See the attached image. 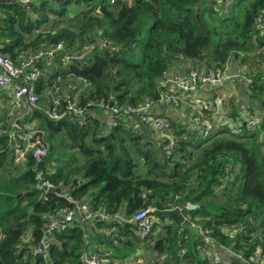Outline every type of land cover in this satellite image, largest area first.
<instances>
[{
	"label": "trees",
	"instance_id": "16d2710c",
	"mask_svg": "<svg viewBox=\"0 0 264 264\" xmlns=\"http://www.w3.org/2000/svg\"><path fill=\"white\" fill-rule=\"evenodd\" d=\"M263 19L264 0H0L1 55L17 65L59 45L69 55L67 61L57 52L51 61H37L42 77L34 84L39 109L32 118L48 133L47 178L95 217L85 224L77 209L64 230L47 235L50 216L76 207L36 188L32 158L15 164L12 143L1 133L10 126L2 100L0 264H86L83 254L91 237L113 262L127 260L144 244L163 258L162 264H212L199 250L200 239L192 237L191 221L235 253L233 264H245L242 260L256 251L264 259V34L258 29ZM169 61L174 76L191 68L223 69L232 61L248 70L253 83L239 84L244 95L236 92L228 100V123L215 125L206 138L184 120L169 117L170 154L169 140L152 138L143 128L122 123L102 133L101 118L90 116L80 125L55 122L46 114L53 98L66 105L65 91L81 106L99 104L100 113L103 104L158 103L163 94H174ZM75 80L87 88L77 91ZM258 111L261 124L246 130L245 116ZM206 115L217 121L213 113ZM232 127L242 132L232 134ZM184 203L197 208L183 209L182 217L152 213V231L139 236L133 222L138 212ZM45 241L48 249L36 255Z\"/></svg>",
	"mask_w": 264,
	"mask_h": 264
},
{
	"label": "built area",
	"instance_id": "2783aa9c",
	"mask_svg": "<svg viewBox=\"0 0 264 264\" xmlns=\"http://www.w3.org/2000/svg\"><path fill=\"white\" fill-rule=\"evenodd\" d=\"M258 29L264 34V19L258 21ZM66 54L64 47L59 45L51 52L40 53L33 59L22 63L15 64L11 58L0 54V93H7L12 98V111L9 113L10 126L1 133L12 143V155L16 165L23 166L31 162L33 159V172L36 178V188L43 192L46 196L49 192H54L60 197L65 198L76 209L65 208L60 212L50 216L51 222L48 225L46 232L50 235L53 230H64L68 224L73 221L77 209L81 212L82 221L87 224L95 217L89 214V208L86 204L79 203L77 200L68 196L64 190L55 186V183L48 177V172L45 169V163L51 152V145L47 139V131L39 126L37 121L32 118L33 112L39 109V100L35 91L34 84L42 77V68L36 65L37 61L48 59L55 53ZM69 55L63 61H67ZM264 73V64L261 67ZM172 83L173 95L163 94L160 101L155 103L151 100H145L140 105L133 107L130 105H120L117 102L110 105H100L102 112L97 110L95 102L81 106L76 97L64 92L63 99L65 106L61 105V98H53L51 106L46 110L49 119L60 122L66 119L71 122H78L84 125L88 117L101 118L103 121L102 133L112 132L120 124L126 123L133 130L145 129L148 134L155 139L169 140L170 143L165 149L171 153L174 147V141L169 134L171 130V121L167 114L162 115L159 110L165 109V104L170 103L179 111L178 114L182 121L190 124L196 131H201L204 138L208 137L213 127L220 122L227 124L225 120L226 108H228V100L237 95V87L242 85L248 87L253 83V76L248 73V70L242 67L235 66L232 61H228L223 69H196L191 70L186 74H178L174 76ZM232 83L230 87L229 84ZM165 85V83H164ZM228 88V89H227ZM203 93V95H201ZM213 93L212 97L210 94ZM181 95L183 97H181ZM239 96H243L238 92ZM212 100L208 101V99ZM183 100L186 102L184 103ZM186 114V116L184 115ZM206 113H213L217 121L210 122L209 116ZM241 113V112H240ZM259 113V115H258ZM247 114L245 116L244 126L248 131H254L261 124V113ZM183 115V116H182ZM175 117V116H174ZM232 134L242 132L240 127H232ZM61 189V193L55 192L56 189ZM99 216L102 220H108V215L104 210H99ZM154 209H148L138 212L134 216V223L137 227L138 234L141 238H145L152 231L155 220L152 216ZM190 229L197 231L199 238V250L205 256L210 258L212 264H233L232 256L224 260L223 256L219 255L218 249L223 252H231L227 247L218 244V242L210 235L209 229H204L197 221H191L188 224ZM233 231H237L236 229ZM232 232V231H231ZM188 238V236L186 237ZM91 243L87 241L86 248L83 254V260L86 264H130L121 261L113 262L110 260V253L106 250L90 249ZM48 242L45 241L37 247L36 255L45 253L48 249ZM186 253V249L181 251V255ZM242 260L241 256L238 257ZM244 261L246 264H264V259L260 256V251L251 257L249 261Z\"/></svg>",
	"mask_w": 264,
	"mask_h": 264
},
{
	"label": "crops",
	"instance_id": "0c3cea01",
	"mask_svg": "<svg viewBox=\"0 0 264 264\" xmlns=\"http://www.w3.org/2000/svg\"><path fill=\"white\" fill-rule=\"evenodd\" d=\"M237 91L240 92L242 95L244 94V90L242 88H240L239 86L237 87ZM8 99H9V100H7L8 103L12 102L10 98H8ZM0 101H2V99ZM5 104H6V102H5ZM167 108H173V106L171 104H169L167 106ZM164 114H166V113H164ZM190 230L193 233L192 237H196L198 235L196 230H194V229H190ZM92 240H93V243L95 244L94 239L91 237L90 249H93V250L100 249L92 243ZM134 252L135 253L132 254L131 257L128 258L127 260L125 259V260H116V261H121L124 263L128 262L130 264H144L145 262H146V264H162L163 258H160L156 253H154L148 247V245H144V244L141 245L140 244V246H138V248ZM202 255H204V254H202ZM146 256H147V260H145Z\"/></svg>",
	"mask_w": 264,
	"mask_h": 264
},
{
	"label": "rangeland",
	"instance_id": "374dc122",
	"mask_svg": "<svg viewBox=\"0 0 264 264\" xmlns=\"http://www.w3.org/2000/svg\"><path fill=\"white\" fill-rule=\"evenodd\" d=\"M223 13H226L225 11L223 12ZM70 83H72V82H70ZM86 84V83H85ZM72 85H74L75 87H76V89H77V91H79L80 89H84V88H87V87H85V86H82V85H84V82H82V81H79V80H75V82L72 84ZM2 100H4V105H3V107H4V109L8 112V113H10L11 111H12V106H13V104H12V102H9L8 103V101L7 100H9L8 98H10L11 99V101H12V98H11V95L10 94H8L7 95V93H5V94H2ZM5 102H6V104H5ZM261 99H259V100H257V103H258V105L256 106L258 109H260V106H261ZM252 105V104H251ZM253 105L255 106V102L253 103ZM159 112H161L162 113V115H164V113H166L167 114V116L166 117H172V118H174L175 120H179V121H181L182 120V118H180V115L181 114H178V110H177V108H165V109H161V110H159ZM169 112V113H168ZM174 115H175V117H174ZM184 115L186 116V114L184 113ZM183 116V115H182ZM184 119V118H183ZM142 132H144L145 134H147L148 133V131H147V133L145 132V130H143ZM62 151L64 152V153H66V154H70V149L68 148V147H63L62 148ZM77 156L79 157V159H80V162H79V164L82 162V157L80 156V155H78L77 154ZM109 234V233H108ZM218 251H219V255L220 256H223V258H224V260H227L228 259V257L229 256H232V255H235V253L234 252H223L222 250H220V249H218ZM145 260H147V256H146V258H145ZM228 260H231V259H228ZM144 264H146V262L144 263ZM246 264V263H245Z\"/></svg>",
	"mask_w": 264,
	"mask_h": 264
},
{
	"label": "water",
	"instance_id": "95a60500",
	"mask_svg": "<svg viewBox=\"0 0 264 264\" xmlns=\"http://www.w3.org/2000/svg\"><path fill=\"white\" fill-rule=\"evenodd\" d=\"M169 66H170V80H173L174 78V75H173V63L172 61H169ZM112 105V104H111ZM77 185V181H74V186ZM55 192L57 193H61L62 190L61 189H56ZM186 208H190V209H196L197 206L195 205H190V204H187V203H184V204H181L179 205L177 208L175 209H172V210H165V211H158V210H155V214L156 215H177L179 217H182V210L183 209H186Z\"/></svg>",
	"mask_w": 264,
	"mask_h": 264
}]
</instances>
